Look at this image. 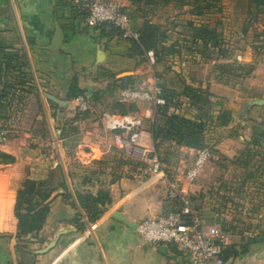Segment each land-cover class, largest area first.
Segmentation results:
<instances>
[{
	"label": "crops",
	"instance_id": "1",
	"mask_svg": "<svg viewBox=\"0 0 264 264\" xmlns=\"http://www.w3.org/2000/svg\"><path fill=\"white\" fill-rule=\"evenodd\" d=\"M121 2L128 12H134L133 17L136 16V5L128 0ZM235 2L236 0L232 1L231 6L226 9L235 12ZM222 4H226L225 0ZM145 9L149 10L151 6L148 5ZM247 10L248 5L243 13L245 17ZM87 16L86 0H0V122L5 121V118H1L4 114H11L19 118L18 121L21 120L19 124L23 128L29 127L30 120L33 128L37 129L46 123L54 136L52 140L59 154L57 160L50 162L47 157L42 156L38 147L29 145L26 137L8 140L0 145L1 151L17 157L13 164L0 167V264H19L14 250L17 220L13 216L12 207L21 182L25 178L46 180L50 171L58 166L62 167L67 188L59 187L51 194L48 199L49 213L42 229L27 236L28 249L35 254L34 251L44 248L59 230L68 228L70 231L62 234L49 251L35 254L33 264H188L176 245L146 243L138 235L136 226L122 222L114 214L120 213L129 223L137 225L142 220L167 213L163 212L162 200H169L172 204L176 200L169 196L170 184L175 183L183 196L192 199L202 194L204 182H189L186 175L168 177L166 173L163 178L150 180L143 176L145 171L137 173L139 170L135 172L133 168L132 176H108L104 180L100 179L94 173L99 168H93L92 163L106 151L87 137L78 141L74 149V161L84 163L82 165L89 174L75 175L72 165L66 161L69 148L67 140L59 137V127L64 125L66 119L74 117L77 107V97H67L72 82L76 80L77 85L85 90L84 96L89 101L91 89L104 73L114 75L115 79L139 76L141 82L156 76L165 87L171 86L166 62L148 65L147 60H142L144 56L133 50L132 42L122 39L116 28L111 30L109 25L91 26L87 22ZM221 19L216 17L211 22L220 24L218 32L226 42L224 33L228 31L224 27L230 18ZM58 29L61 30V41L52 48ZM250 31H243L245 35L242 40L246 43L243 50L226 43L222 47L226 50L223 55L211 52L214 57L211 59L218 63L217 69L220 64L229 69L213 70L215 77L211 83L212 100L214 104H218V113L220 109H227L231 113L229 123L216 128L219 138L214 145L216 150L212 165L219 171L227 165L229 172H234L228 176L230 181L238 179L246 187L249 186L252 200H260L257 209L264 216V160L255 165L250 157L246 158V154L253 151L254 146L249 141L256 138L264 140L256 132L264 130V35L260 37L263 39L261 44H258ZM170 43L172 40L166 45ZM211 49L216 50L218 47ZM250 50L253 51V55L250 53L253 59L247 62V67L253 68L252 73L247 71V67L232 69L239 66L234 60L238 52L247 56ZM195 54L200 59L206 58L198 52ZM175 55L176 52L166 57L167 65L171 63L170 65L177 64L181 67ZM231 64L235 66L230 68ZM185 79L189 85L199 84L197 76H186ZM207 81L203 80L202 87L207 85ZM227 81L231 83L227 87L228 95L220 96L217 90ZM48 95L67 101L66 106L61 107ZM10 105L11 109L18 105L17 111L11 113ZM144 136L152 140L151 131H147L146 127ZM102 141L113 145L109 135ZM34 155L37 157H33ZM242 166L246 170L239 175L237 171ZM248 170L253 172L250 174ZM101 189L110 192L113 202L105 206L98 219L90 221L78 202L77 194L96 195ZM78 215H81L80 221L74 223ZM92 222H97L94 230L90 229ZM78 225H83L84 228L80 230ZM258 225L260 229L257 231L260 233L253 239L243 240L228 235L223 253L234 247L237 255L226 259V263L231 258H234L233 264L264 262V217ZM162 246L166 250L161 251ZM244 247L247 249L244 250Z\"/></svg>",
	"mask_w": 264,
	"mask_h": 264
},
{
	"label": "rangeland",
	"instance_id": "2",
	"mask_svg": "<svg viewBox=\"0 0 264 264\" xmlns=\"http://www.w3.org/2000/svg\"><path fill=\"white\" fill-rule=\"evenodd\" d=\"M183 1L184 0H173L168 4H164L162 1H157L156 3L149 4L151 6V9L149 10L145 9L148 5L139 4L137 9H134L136 16L133 17L134 12L132 13L129 11V13L133 25H136L137 27L141 26L145 20L146 22L150 21L151 23L154 21L156 23L153 24L159 26V34H163L164 39L158 45V61L156 63L162 64L163 62H166L165 64L168 71L167 75L170 76L171 83L170 88L166 86L165 89L166 96H168L170 100L166 111L169 113L176 112L182 114L195 120V122L203 124L201 131L198 132V136L201 134V144H203V148L208 147L211 150V157L202 166L194 181L199 183L204 182L202 194L196 195L192 199L186 197V199L189 200L200 218L206 223H216L227 232L228 235H234L243 240H250L260 233L257 231L258 228L260 229L258 224L264 217L261 216L260 210L257 209V206L260 205V200H252L250 187H246L245 183L242 181L238 179H232V181L229 180L230 178H228V176L231 175V173L234 174V172H229L227 165L225 168L223 167L221 171L216 167L214 168V165H212V162L214 164V150H216L214 149V145L217 138H219V135L216 132V128L219 126L217 121V116L219 114L217 112L218 104H206L203 106L202 112L201 109H198L197 105H192L191 98L185 95L184 89L189 85L186 83V76L189 78L191 76L196 78L197 76L199 81L198 86H190L208 92L209 98L213 103V88L211 87V83L215 76H213L212 72L214 69L219 71V68L217 69L218 63H215L214 59H211L214 58L213 54L211 58H205L204 56V60L202 58L200 59L197 54H195L196 52L200 53V51L203 50V44L199 41L196 45V43L192 41V26H204L216 17L220 20H222L221 18L223 17L230 18V20L227 21L228 24L226 23L227 26L224 27V29L228 31L224 33L227 41L224 42L222 37L220 38L222 42L217 40V44L223 47V45L227 43L235 46V48H238L239 50H243L244 45L246 44L245 41L242 40L245 35L243 31L247 33L250 29V35L253 36V40H258V44H261L260 42L263 39L260 37L264 35V11L258 10L254 6L249 10L250 0H236L235 12L226 9L231 6L232 1L234 0H225V5L222 4V0L218 2L215 7H205L209 0H198L197 2L195 0H185L184 4L182 3ZM247 5L248 10L245 17L243 13ZM221 35H223V33ZM168 39L172 40V43L166 45L169 41ZM210 43L211 45L213 44V42ZM211 45H209L210 48H212ZM219 50L211 49L210 52L213 51L216 53L219 52ZM175 52V57L177 58L178 63L182 59L186 60L187 63L185 68L182 69L177 64L170 65V63L167 65L166 57H169L170 54H174ZM206 52L208 53V51ZM250 53L253 55V51L250 50L247 56ZM238 54H241L244 58V61H237L236 58H234L237 63L239 62L238 64H241V62H251L253 59L252 55L250 59H247V56H245L244 53L238 52ZM247 69H249V67H247ZM252 70L253 68H251L250 73H252ZM238 72L240 73L241 71ZM159 76H161V74ZM203 80H208L205 87H202ZM77 81L79 83V79H77ZM134 81L136 83L141 81V77L134 79ZM230 84L231 83H228L227 81L222 88L220 87L221 89L217 90V92L220 93V96L228 95L229 88L227 87H229ZM122 89H124L123 83H117L113 76L104 73L103 76L98 78L95 87L91 89V95L89 98L92 103V108L77 116L78 107H76L74 117L66 119L64 125L59 127L61 131L59 137L67 140L66 144L69 148V151L66 152V161L72 165V170L75 175H83L87 173L82 165L84 163L74 161V149L78 144V141H82L84 137L90 139L91 142L98 143L101 148L106 151L100 159H96L92 163L93 168H99V171L97 172L96 169L94 173H96L100 179L104 180V178H107L108 176H112V178L119 175L132 176V168L135 172L139 170L137 173L142 172V170L145 171L142 164L136 160L124 157L114 145L111 146L102 141V139H105L108 135L111 136V133L107 129V123L103 117L104 111L122 113V111L125 110V112L128 113H137L146 116V130L152 131L154 122H151L148 119L151 116V106L145 107L143 104L137 106L120 103L118 100ZM1 91L4 92L3 89ZM15 102L19 103L18 101ZM17 106L15 105V108L11 109L10 105L9 111L11 113L16 112L18 109ZM5 111H7V108H5ZM147 111H149V115H146ZM162 115L163 114H160V116L158 115L157 120H159L160 117L162 118ZM1 118H5V121L0 122V124H6L9 128V140L13 141L15 139L26 137L29 145L38 147L42 156L47 157L50 162L58 159L59 154L56 152V144L52 140V138L54 139V136L50 133L46 123L37 129L33 128L32 123L30 124V121L32 120L29 119V127L25 126V128H23L20 127L19 124V121L21 120L18 121L19 118L14 117L11 114H4ZM249 143H252L254 146H252L253 151L250 150V152L246 154V158L250 157L251 161H254V164L256 165L258 161L264 160V140L258 142L251 140ZM39 150H37L38 154ZM200 150L201 148L192 147L187 144L173 147H170L169 144L166 143L163 145L160 144L158 151L166 175L168 177L175 175L185 176L187 169L192 167ZM245 151L246 149L244 152ZM33 157H37V155H34ZM243 159H245L244 156ZM245 170L246 168L242 166L238 168L237 173L239 175L242 173L244 174ZM248 171L250 174L253 172L251 170ZM88 174L89 173H87V175ZM60 176L61 173L58 170L54 171L52 177L54 183L61 178ZM143 176L149 177V174L145 171L143 172ZM220 179H222V182ZM217 180L218 182H216ZM251 191L255 192L254 190ZM174 199L176 200H174L175 203L173 204L169 202V200H162L164 213L178 210L183 206V202L179 197ZM199 204L200 206H198ZM198 207H201V209ZM201 211H204L205 213H201ZM16 256L19 261H31L28 256H24L20 252L16 253Z\"/></svg>",
	"mask_w": 264,
	"mask_h": 264
},
{
	"label": "built area",
	"instance_id": "3",
	"mask_svg": "<svg viewBox=\"0 0 264 264\" xmlns=\"http://www.w3.org/2000/svg\"><path fill=\"white\" fill-rule=\"evenodd\" d=\"M88 7L87 22L91 26L111 24L118 31L122 39L139 40V33L133 28L130 13L125 9L121 0H86ZM147 63L154 66L157 62L153 50L145 53ZM237 61H244L241 54L236 55ZM182 59L180 65L186 66ZM78 112H85L92 108L91 102L84 96L77 97ZM120 103L136 104L147 101L151 104L149 121L154 122L155 112L159 106L166 104L160 80L153 76L151 79L140 82L134 88L122 89L119 94ZM149 115V111L146 112ZM107 129L111 133L113 145L124 157L136 160L144 166L150 180L165 177L164 165L161 161L158 148L152 140L144 136L146 116L134 113L103 112ZM152 135V133H151ZM9 128L0 124V145L9 140ZM211 150L206 147L201 149L192 165L186 171L189 182L196 179L205 162L211 157ZM169 196L179 197L183 206L181 209L169 211L166 214L142 220L136 225V231L146 243L156 245H176L188 264H225L223 248L228 238L218 224L206 223L192 207L189 200L181 194L175 183L170 184ZM97 222L90 224L94 230ZM260 264H264L261 262Z\"/></svg>",
	"mask_w": 264,
	"mask_h": 264
},
{
	"label": "trees",
	"instance_id": "4",
	"mask_svg": "<svg viewBox=\"0 0 264 264\" xmlns=\"http://www.w3.org/2000/svg\"><path fill=\"white\" fill-rule=\"evenodd\" d=\"M132 4L137 7L139 4L149 5L152 3H156L157 1H162L164 4H168L173 0H128ZM196 2L198 0H195ZM222 0H209L208 4L205 7H215L218 2ZM185 0L182 2L184 3ZM254 6L258 10L264 11V0H250L249 10H251ZM199 7V6H198ZM202 12V11H201ZM131 16V15H130ZM109 25L112 29H115L111 24H102ZM101 26V25H100ZM220 24L217 22H209L206 25L201 26H192V41L194 43L201 41L203 44V50L200 51L202 56L206 58H211L212 54L210 52L211 45L210 42H213L211 45L213 47H218L219 54L223 55L226 50H224L221 46L217 44V40L220 42V33L218 29ZM133 28L139 33V40H131L133 44V50L138 52L140 55L144 56L146 60L145 53L148 50H153L156 59L157 58V49L159 43L163 41V34H159V26L149 22L146 20L142 23L141 26L137 27L133 25ZM210 49V50H209ZM171 52L170 50H168ZM208 51V53L206 52ZM173 53V52H172ZM239 63V62H238ZM247 62H241L239 66L232 68L233 64L229 67L232 69L247 67ZM232 66V67H231ZM219 68L224 69V71H228L226 65L220 64ZM248 72L251 71V67L247 69ZM114 77V75H111ZM139 76H124L122 78H118L114 80L117 83H123L124 89L126 88H134L141 81L137 83L134 79ZM160 85L164 92V97L166 98V104L159 106L155 112L154 125L152 128V138L155 146L158 148L160 144H169L170 147L173 146H181L183 144L190 145L192 147L203 149V144L201 140V134L198 136V132L201 131L203 124L199 122H195V120L188 118L182 114L176 112H167L166 109L169 106L170 100L168 96H166L165 89L166 87L160 82ZM184 93L186 96L191 98L192 105H197L198 109L203 112V106L206 104H214L209 98V93L204 92L201 89L194 88L190 85H187L184 89ZM85 90L81 89L76 81L72 82L69 87L68 99L78 97V95H84ZM92 104V103H91ZM143 104L145 107L151 106V104L147 101H139L136 104L130 105H140ZM83 113V112H81ZM80 112L77 113L81 115ZM125 110L122 111L121 114H125ZM162 115L159 120H157L158 115ZM76 116V117H77ZM231 119V113L227 109H220L219 114L217 116V121L219 125H227ZM157 120V121H156ZM258 136L264 137V130L256 131ZM259 138H256L254 141L258 142ZM206 148V147H204ZM17 161V157L13 154H9L0 150V167L13 164ZM58 170L61 173V178L54 183L52 177L54 175V171ZM59 187L67 188V183L64 178V174L62 171V167L58 166L55 169L51 170L49 176L46 180L36 181L31 178H25L20 187L16 191L15 202L12 207L13 216L17 220V229L14 235L15 245L14 250L16 253H22L24 256H28L30 258V262H25L23 260L19 261V264H33V259L35 254H33L28 248V239L27 236L30 233H38L46 221L47 215L49 213V203L48 199L51 194L58 189ZM77 199L81 207L85 210L87 214V218L90 221H95L98 219L104 212L105 206L109 205L113 202V199L110 195V192L107 189H101L98 191L96 195L92 193H78ZM81 215H78L74 219V223H78L80 221ZM78 228L81 230L84 228L82 225H78ZM255 241V239L253 240ZM247 247H244V250ZM225 260L230 257H235L237 255V251L234 247H232L229 251L223 253Z\"/></svg>",
	"mask_w": 264,
	"mask_h": 264
},
{
	"label": "water",
	"instance_id": "5",
	"mask_svg": "<svg viewBox=\"0 0 264 264\" xmlns=\"http://www.w3.org/2000/svg\"><path fill=\"white\" fill-rule=\"evenodd\" d=\"M60 41H61V30L58 29V31L56 33V36L54 37L53 42H52V48H54L57 44H59ZM250 58H251V56L249 54L247 56V59H250ZM48 97L50 99L54 100L55 102H57L61 107H64L67 104V101L59 100V99L53 97L52 95H48ZM114 217H116L117 219L121 220L122 222H125L126 224L136 226L135 224L129 223L127 221V219L124 216H122L120 213H115ZM69 231H70V229H68V228H64L62 230H59L56 233V236H55L54 239H52L44 248L35 250L34 253L35 254H41V253H45V252L49 251L51 248H53L56 245L57 240L59 239V237L62 234L67 233ZM164 250H166V248H165V246H162L161 247V251H164ZM262 257H264V254L262 255ZM233 260H234V258H231L226 264H233Z\"/></svg>",
	"mask_w": 264,
	"mask_h": 264
}]
</instances>
